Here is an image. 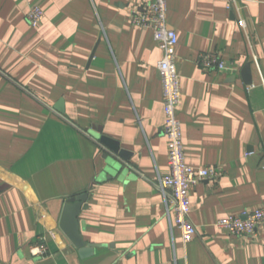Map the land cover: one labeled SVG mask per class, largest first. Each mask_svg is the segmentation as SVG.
I'll use <instances>...</instances> for the list:
<instances>
[{
    "label": "crops",
    "instance_id": "obj_1",
    "mask_svg": "<svg viewBox=\"0 0 264 264\" xmlns=\"http://www.w3.org/2000/svg\"><path fill=\"white\" fill-rule=\"evenodd\" d=\"M141 2L0 0V264H264V228L246 237L217 225L264 208V0H239V10L167 0L186 161L221 171L190 192L198 234L188 243L153 183L169 172L168 140L162 50L130 11ZM32 6L45 13L35 28ZM204 52L228 69L200 66ZM86 191L80 231L97 247L82 257L59 221L66 199ZM41 237L49 253L33 255Z\"/></svg>",
    "mask_w": 264,
    "mask_h": 264
},
{
    "label": "built area",
    "instance_id": "obj_2",
    "mask_svg": "<svg viewBox=\"0 0 264 264\" xmlns=\"http://www.w3.org/2000/svg\"><path fill=\"white\" fill-rule=\"evenodd\" d=\"M229 7L238 6L239 0H228ZM133 23L141 28L153 31L154 39L162 50L158 62V71L163 86L165 122L163 132L168 140L169 172L159 174L153 181L162 193L166 204V215L174 218L175 226L181 231L183 241L190 242L198 234L197 227L189 218L190 192L201 181L217 179L221 171L217 167L194 168L186 161L182 122L178 116V108L182 102L180 75L177 68L176 47L179 42L177 31L170 27L167 18V0H142L131 6ZM45 18L39 6H32L27 12V22L31 27H38ZM245 28V20L238 21ZM255 62L258 58L253 55ZM198 63L205 69H228L226 63L214 52H204ZM252 86H248L250 90ZM143 175V174H142ZM218 227L237 236L255 237L259 228H264V208L243 211L217 220ZM33 255L44 256L49 253L45 238L31 248Z\"/></svg>",
    "mask_w": 264,
    "mask_h": 264
},
{
    "label": "water",
    "instance_id": "obj_3",
    "mask_svg": "<svg viewBox=\"0 0 264 264\" xmlns=\"http://www.w3.org/2000/svg\"><path fill=\"white\" fill-rule=\"evenodd\" d=\"M243 73L246 74L245 80L247 81V83H251L250 63H247L244 66ZM56 110L62 115L65 113L63 100H60V102L56 106ZM100 143L107 147L111 151V154L115 155L117 158L127 157L126 152L121 150L116 142H114V140H112L111 138L102 136L100 138ZM88 196L89 191H86L67 198L59 221L60 229L64 232V234L68 237L72 244H74V246L78 248L79 253L82 257H88L92 255L94 253V249L97 247V244L87 243L80 231L81 228L79 216L82 210H85L88 207Z\"/></svg>",
    "mask_w": 264,
    "mask_h": 264
}]
</instances>
